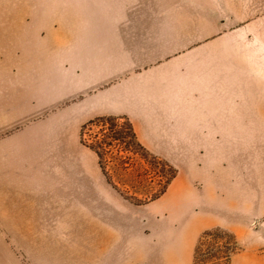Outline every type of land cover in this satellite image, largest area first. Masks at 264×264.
Instances as JSON below:
<instances>
[{
  "label": "rangeland",
  "instance_id": "obj_1",
  "mask_svg": "<svg viewBox=\"0 0 264 264\" xmlns=\"http://www.w3.org/2000/svg\"><path fill=\"white\" fill-rule=\"evenodd\" d=\"M206 2L220 21L165 2L133 9L154 28L135 24L125 40L133 68L43 104L29 82L50 84L49 73L30 53L71 46L68 33L55 23L47 40L39 24L36 38L5 41L3 58L22 55L31 69L21 117L0 132L22 147L21 197L10 201L0 184L1 226L20 264H264V0ZM196 95L205 102L192 104ZM109 118L132 124L138 151L126 134L112 138L99 122ZM100 142L104 160L90 147ZM13 207L33 214L9 216Z\"/></svg>",
  "mask_w": 264,
  "mask_h": 264
},
{
  "label": "crops",
  "instance_id": "obj_2",
  "mask_svg": "<svg viewBox=\"0 0 264 264\" xmlns=\"http://www.w3.org/2000/svg\"><path fill=\"white\" fill-rule=\"evenodd\" d=\"M149 2L154 4L165 2L173 7L174 14L180 16L185 11L195 16L198 15L206 21H220L222 18L216 11L217 9H213L206 0H0V132L3 126L21 117L20 98L22 95L19 94L22 87L19 85L22 83V73L24 72L28 76L31 73H27L31 70L30 68L23 69L22 55L10 60L6 56L3 58L7 52L3 47L6 40L36 38L38 25L41 24L46 29V39L52 41L57 38L54 24L61 23L63 28L62 39L68 33L67 36L72 40L71 46H66L63 43L60 48H46L44 51H38V53H32L30 50V57L35 56V58H30L32 63L34 62L38 67H46L44 72L49 73L47 77L51 81L50 84L38 83L35 86L36 89L33 86L34 81H30L29 84L32 83L33 88L30 95H41V98L37 99L38 104L52 102L59 97H68L79 90L93 87L99 82L101 83L111 73L115 74L119 70L133 68V63L128 61L127 56L125 57V52L129 49L125 40L134 33L135 24L139 25V30H137L142 34L149 33L154 28H149L153 23L151 17L140 15L135 19L130 13L133 9L144 8ZM11 7L14 9L13 13L7 10ZM141 9L140 11H142ZM28 19L30 20L28 21ZM24 26H27V31H21ZM10 28L16 29V31H11L18 34L15 35L16 37L11 34ZM182 36L183 38L186 37L184 34ZM103 47L106 50L104 53ZM156 49L153 48L154 51ZM150 51L148 47L145 54L141 55H149ZM8 52L16 55L14 49L8 50ZM119 55L125 58L120 59ZM86 56L98 58L96 60L92 57L88 60ZM103 57L107 60L106 62H103ZM87 63H92V70L87 69ZM188 68L192 72L194 67L189 66ZM3 84L15 89L13 98L2 96ZM196 96L195 100H191L192 104L201 105L200 103L205 102L202 96ZM21 153L20 141L18 143L17 141L0 143V184H3V187L10 185L8 188L14 191L9 190L13 193L10 201H12L11 198H15L16 194L18 198L21 197L20 189H18V185L22 183ZM220 208L224 211L227 210L223 205H220ZM9 209L11 213L8 215L12 217L33 214L31 211L30 213H23L27 209L20 207L18 209L13 207L14 210ZM4 215L6 216V213L3 209L0 211V217L5 218ZM8 221L0 219V264H20L7 243L5 231L11 229L1 226L2 224L9 225ZM13 221H15L14 218ZM159 247L161 246L159 245Z\"/></svg>",
  "mask_w": 264,
  "mask_h": 264
},
{
  "label": "trees",
  "instance_id": "obj_3",
  "mask_svg": "<svg viewBox=\"0 0 264 264\" xmlns=\"http://www.w3.org/2000/svg\"><path fill=\"white\" fill-rule=\"evenodd\" d=\"M99 122H101L102 126H104L105 124H109L111 126L110 129L113 132L112 138L114 140L121 141L122 138H125L124 134H126L127 137L130 139L129 145L131 147H133V145L136 146L137 149H135V150H137V151L139 148H141V145L137 139L136 133L134 132L133 126L128 120H125V122H123L121 126L116 121H114V119H112V118L100 119ZM94 124H96V121L90 122L87 126L94 125ZM117 128H119L118 129L119 131L117 130ZM109 145H111V144H109ZM90 147L93 148V150L97 153V155L99 156L100 159L104 160V155H106L108 153V149L105 148L106 146H105L104 142H100V143H96V144L92 143L90 145Z\"/></svg>",
  "mask_w": 264,
  "mask_h": 264
}]
</instances>
